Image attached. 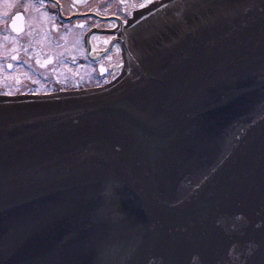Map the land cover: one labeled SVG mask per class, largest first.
Segmentation results:
<instances>
[{"label":"water","instance_id":"1","mask_svg":"<svg viewBox=\"0 0 264 264\" xmlns=\"http://www.w3.org/2000/svg\"><path fill=\"white\" fill-rule=\"evenodd\" d=\"M116 80L0 97V264H264V0H162Z\"/></svg>","mask_w":264,"mask_h":264},{"label":"flooded vegetation","instance_id":"2","mask_svg":"<svg viewBox=\"0 0 264 264\" xmlns=\"http://www.w3.org/2000/svg\"><path fill=\"white\" fill-rule=\"evenodd\" d=\"M161 1L0 0V97L110 85L123 69L115 57L121 39L118 31L137 13ZM9 42L26 47L6 50ZM119 54L122 58L120 49ZM26 62L34 74L15 76L19 68H26ZM65 65L74 71L85 68L88 80L63 81L56 70ZM39 83L45 84L44 90Z\"/></svg>","mask_w":264,"mask_h":264},{"label":"rangeland","instance_id":"3","mask_svg":"<svg viewBox=\"0 0 264 264\" xmlns=\"http://www.w3.org/2000/svg\"><path fill=\"white\" fill-rule=\"evenodd\" d=\"M6 47V50H10V49H13V48H17L19 47L17 45L16 42H9L5 45ZM24 47H26V45H21L19 48L21 49H24ZM46 47H44L43 49L45 50ZM14 51V50H13ZM115 57L117 59V64H118V67H122L124 65V61L123 59L121 58L120 54H119V49L115 52ZM27 63V62H26ZM32 67L28 65L27 63V66L26 68H19L18 71H16L14 74L15 76H18V77H21V78H24V75H30L33 73V70L31 69ZM122 72V70H121ZM120 72V73H121ZM85 68L82 69V68H77L76 71L72 70L71 67H68L65 65V66H58L57 67V70H56V75L58 77H60L63 81H77L79 79H82L84 78L85 80H88V75L85 74ZM119 73V75H120ZM34 74V73H33ZM118 75V76H119ZM117 76V77H118ZM104 81V80H103ZM105 82V81H104ZM103 83H101L100 85H102ZM44 86L45 84H42V83H39V89L41 90H44ZM44 94H51V93H44Z\"/></svg>","mask_w":264,"mask_h":264},{"label":"bare ground","instance_id":"4","mask_svg":"<svg viewBox=\"0 0 264 264\" xmlns=\"http://www.w3.org/2000/svg\"><path fill=\"white\" fill-rule=\"evenodd\" d=\"M88 90H91V89H88Z\"/></svg>","mask_w":264,"mask_h":264}]
</instances>
